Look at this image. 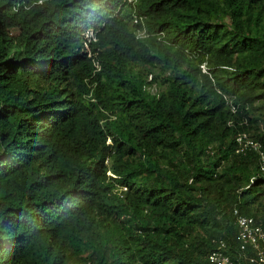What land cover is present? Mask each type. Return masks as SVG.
Segmentation results:
<instances>
[{
  "label": "trees",
  "instance_id": "trees-1",
  "mask_svg": "<svg viewBox=\"0 0 264 264\" xmlns=\"http://www.w3.org/2000/svg\"><path fill=\"white\" fill-rule=\"evenodd\" d=\"M260 99L264 0H0V264L237 259L234 211L264 227L259 154L237 152Z\"/></svg>",
  "mask_w": 264,
  "mask_h": 264
},
{
  "label": "built area",
  "instance_id": "built-area-1",
  "mask_svg": "<svg viewBox=\"0 0 264 264\" xmlns=\"http://www.w3.org/2000/svg\"><path fill=\"white\" fill-rule=\"evenodd\" d=\"M126 4L136 6L139 0H124ZM139 18L135 17L134 22L138 23ZM89 37V36H88ZM247 136L240 135L237 138L239 148L238 153L246 154L247 150L241 149V145L246 142ZM250 150L257 151L259 154L260 174L264 178V151L259 143H249ZM235 225L238 229L239 252L238 258L234 259L227 253V244L219 242L217 251L209 256L212 264H264V227L255 218L240 215L236 209L234 211Z\"/></svg>",
  "mask_w": 264,
  "mask_h": 264
},
{
  "label": "rangeland",
  "instance_id": "rangeland-1",
  "mask_svg": "<svg viewBox=\"0 0 264 264\" xmlns=\"http://www.w3.org/2000/svg\"><path fill=\"white\" fill-rule=\"evenodd\" d=\"M208 67L215 68V63L213 64L212 60H209ZM130 75L138 78H142L146 81V83H149L146 88H149L151 86H155V88L151 89V93H161L168 89L169 87V80L173 76L172 71L165 70L164 67L154 64V65H142V66H133L130 69ZM231 74V71H222L217 70V75L220 78L226 79ZM214 77V76H213ZM217 81V80H216ZM262 94V93H258ZM228 104L231 107V109L234 111V102L232 99H228ZM250 117L257 122L254 124H250L247 122L248 131L244 132L243 134H246L247 138L245 139L246 142H244L241 145V149H248L247 151H250V144L249 143H258L257 137L264 135V99H260L257 101L254 105V108L249 111ZM111 140L109 139L108 142ZM239 148V147H238ZM218 146H212L211 152L215 153L217 152ZM257 154V151H255ZM249 153V152H247ZM211 154V153H209ZM109 166H111V160L109 161ZM254 168H251V173L254 171ZM254 176V175H252ZM255 177V176H254ZM254 177L252 180H254ZM253 182V181H252ZM246 188H249L246 187ZM262 204L264 205V197L262 198ZM77 264H80L77 263Z\"/></svg>",
  "mask_w": 264,
  "mask_h": 264
},
{
  "label": "clouds",
  "instance_id": "clouds-1",
  "mask_svg": "<svg viewBox=\"0 0 264 264\" xmlns=\"http://www.w3.org/2000/svg\"><path fill=\"white\" fill-rule=\"evenodd\" d=\"M124 3H125V1H124ZM126 4V3H125ZM128 5V4H127ZM131 6V5H130ZM97 34H98V32L97 31H95V30H89V32L88 33H86L85 35H84V42H85V47H86V49H88L89 51H90V53H91V49L89 48L90 47V45H93V44H96L97 42H98V36H97ZM89 36V37H88ZM140 36L141 37H144L145 36V32H143V34H140ZM91 55V54H90ZM89 55V56H90ZM91 57V56H90ZM94 66H95V68H94V73H93V77H96L100 72H101V65H100V63L99 62H94ZM202 68V70H203V72L204 73H206V74H209V72H208V68L206 67V65L205 66H202L201 67ZM91 88V93H90V95L88 96V99L89 100H92L91 98L93 97V92H94V90H93V87H90ZM153 88H155V86H151V87H149V92L151 93V89H153ZM151 94H155V93H151ZM94 101V100H93ZM95 102V101H94ZM111 140V139H110ZM108 144H111V141L110 142H108ZM107 164L109 165V161L107 162ZM109 175L110 176H113V174H112V172H109ZM127 191V188H125V187H122V186H119L118 185V187H117V189L116 190H114V193H117V194H119L121 197H123L124 196V192H126Z\"/></svg>",
  "mask_w": 264,
  "mask_h": 264
}]
</instances>
